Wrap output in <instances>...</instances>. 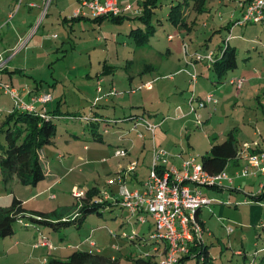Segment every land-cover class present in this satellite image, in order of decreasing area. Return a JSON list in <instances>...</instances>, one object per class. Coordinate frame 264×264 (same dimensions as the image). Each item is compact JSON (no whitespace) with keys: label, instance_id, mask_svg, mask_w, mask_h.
I'll return each mask as SVG.
<instances>
[{"label":"rangeland","instance_id":"obj_1","mask_svg":"<svg viewBox=\"0 0 264 264\" xmlns=\"http://www.w3.org/2000/svg\"><path fill=\"white\" fill-rule=\"evenodd\" d=\"M134 1L124 0L123 3L136 5ZM224 1V6L217 7V1L212 0L211 3L214 5L213 10L209 9V11L200 16L202 21L204 20L208 23L207 27L204 25L199 26L200 23H197L196 29H199L201 26H204L206 29V32L204 30L199 31L200 34L203 32L202 39H208L213 36L214 30L211 31V28L218 26L222 22H228L230 10L238 7L240 3V0ZM55 2L56 0H54ZM218 9H221L225 13L224 17L217 19L216 10L218 11ZM128 22V20H125L123 23H117L107 20L100 25V28L97 24L94 25L90 21H81L80 26L77 23L74 24L75 27L71 31L67 25L60 26L59 24H54L52 31L58 33L60 36H50L49 42L51 41L50 45L53 44L55 48L51 49L48 58L43 56L39 51V55L36 57V62L38 63L36 70L33 68L32 73H22L26 79L31 81L32 88H35L39 84L45 93L52 95V97L55 95L56 100L61 102V111H58L65 117H68L56 120L58 134L55 138V143L45 146L44 151L47 148L53 149L57 147L65 154L64 160L66 157L78 156L79 153L86 155L87 152H77V150L84 151L82 148L84 144L91 145L90 147H92L96 141L90 136L82 138L81 135L70 139L69 133L75 130L79 132L85 126L80 119L73 117L72 114L81 109L84 104L91 103L94 106L97 103L96 101L102 100L105 94L109 95L106 97L114 103L125 100L126 105L130 108L132 106L146 107L147 110L151 111V113H148L152 114L147 117L154 124H158L165 116H169V119L163 121L164 123L157 125L154 139L156 147L169 156L171 163H177L176 157L183 153H187V157L194 156L196 161H201L202 155L210 147L211 140L208 137L211 135L220 140L224 137V133L233 127L237 128V133L242 138L241 143L243 144L246 141L248 143L251 142V140H248L251 136L247 132L249 131V127L254 129L252 125L259 124L260 129L262 128L264 131L263 116L255 102V96L258 94H253L251 90L244 91L245 93L242 97L250 99L251 102L245 103L241 100V105L237 107L232 104L234 99L221 103L216 106V109H219L215 111L213 118L209 122H206V112L212 110L210 109L211 106L209 109L200 110L203 116V118H200V123L205 122L204 124H200L197 114L193 115L191 113L189 100L184 101L183 97L187 95V92L190 95V90H193L192 76L194 66L186 60L180 38H175L171 42L168 41V34L173 33L171 25L167 22L160 26L157 25V28H159L156 30L154 36L151 37L150 42L143 46H137L133 37L129 35L132 27L128 26ZM235 32L238 36H264V27L249 23L238 27ZM183 36L186 38L185 42L188 43V51L192 50L193 46H200V49L206 47L202 45L205 43L204 41L197 42L195 38L191 39L190 35L186 33ZM226 36L227 32L225 29L217 32L215 37L213 36L214 39L211 46L214 47L217 43H226ZM58 42H60V45ZM169 46L173 49V53L169 58H166L164 55L167 54L166 51ZM242 53L239 52L240 57L243 55ZM31 58L33 59L32 55ZM257 65H263L264 67V59L258 60ZM146 66H150V69H145ZM98 74H100V79L97 81ZM199 77L202 78V81L205 80V77L200 75ZM201 78L199 84L197 81L198 92L201 90ZM106 79L108 83H111V80L114 79L115 83L106 84L102 82V80L106 81ZM146 79L152 81L153 86L151 88L145 86L146 83L150 82L146 81ZM230 81L226 80L225 84L230 83ZM208 82L203 86L204 89L206 86H210L211 80ZM184 92H186L185 95H183ZM222 92L223 90L216 92L220 99L223 98ZM0 95H2L1 91ZM175 105H177V108L170 111V106L173 108ZM258 109L260 114L257 112ZM118 115L121 114L119 113ZM179 116H183L182 119H178L181 118ZM124 123L117 124L116 126ZM247 123L248 125H245ZM103 124L105 125L106 123L103 122ZM129 125L131 124L129 123ZM116 126H111V132L107 134L109 142L112 144L115 143L114 129L122 128L120 126L117 128ZM242 129H246L245 135L242 133ZM144 130H142L143 135H145L144 138L136 140L140 146H144V144L146 146L143 152L139 154L138 159L137 157L133 159L134 157H130V155L118 156L113 151L114 146L106 143V145L97 146L81 162H77L74 156L75 162L70 166H76L71 168L68 174L64 175L67 169L65 168L59 174L62 177L61 180L54 183L50 189H47L45 186L34 189V186L24 185L16 180L5 184L4 178L0 173V192H14L15 195L17 193L22 197L29 198L33 194H38L40 190H43L38 195L33 196L31 200L35 201H32L27 206L51 211L54 208H58L61 204L71 203L73 205L74 198L69 188L73 185V182L76 186L71 188L72 192L77 186L91 187L98 183L97 185H101L100 188L103 187L99 192L100 194L105 191V188L116 186L117 182L112 185H106L110 179H116L122 171L116 172V170H113L115 168L114 164L124 163L129 158L133 159L131 162L137 163L136 169L142 174L145 181L153 164V134L150 131ZM58 137L61 138L57 139ZM190 139L193 140L194 149L190 146ZM69 140L76 142L80 148L76 149L73 146H69L67 143ZM52 155L50 154L51 157ZM248 179L250 180L245 182ZM243 181L245 182L242 183L245 192L243 194H238L231 190L217 189V187H202L208 195L207 197L211 198L213 200L212 203H214L210 206V209L204 208V219L207 221L208 227L221 238L224 244V248L221 250L219 244L214 242L212 246L213 258L210 257L209 264H250L253 259L252 256H249L250 258L245 260L244 256L237 254L235 250H243L245 248L244 251L249 252L253 250V241L259 239L257 237L261 236V239L264 241V227L261 226L257 231L254 229L258 215L252 214L254 209L257 212L259 210L261 212L262 206L264 210V199L257 202L254 199L255 195H252V193H257L260 189V184L264 182V176L255 179L253 175L244 176ZM133 184L132 181L127 182V186L131 189L134 186ZM208 190L210 191L208 192ZM52 194H54L53 198H51ZM74 197L78 196L74 195ZM102 209L103 207H100L101 211ZM77 210V206L76 208L73 207L70 213ZM124 210L119 206H115L114 208L105 209L103 215L93 212L86 218L80 229L69 226L58 230L57 233L62 235L63 240L67 239V241H73L76 244H79L83 238L85 239L91 235L90 238L88 237L89 240H95L97 246L91 247L86 243L81 245L83 248H92L93 250L100 248L102 252L112 253L117 257L120 256L125 262L128 261L126 262L128 264H130L129 258L132 260L145 256L150 250V253L155 255L156 252L153 251L152 247H148L147 249L144 247L147 246L146 242L150 243L149 235L151 232L148 231L144 232L145 234H141L142 229H147L145 225L150 221L153 222L152 216L148 215L149 221L141 224L135 218L134 220L128 219V221L127 217L120 216L119 218V215H122ZM212 210H214L213 213ZM59 211L62 210L60 209ZM41 227L45 231L52 230L48 225L25 227L17 222L13 234L0 237V264H26V260L21 258L19 252L17 253L21 249V246H17L16 241H21L22 238L20 237L24 236L26 231ZM230 227L233 229L237 228L236 232L231 236L227 232ZM239 228L241 232H245L248 235L245 244L237 241V231ZM110 230H113L115 235H111ZM124 232L126 235L122 236ZM135 233L138 235L137 238L131 240ZM259 233L262 234L259 235ZM141 236H144V238H141ZM231 237H233V246L227 244L228 239ZM40 247L50 250L54 245L52 243L41 244ZM29 248L31 249V247ZM69 251L71 249L60 250L58 252L59 257H65ZM181 264H195V259H185Z\"/></svg>","mask_w":264,"mask_h":264},{"label":"crops","instance_id":"obj_2","mask_svg":"<svg viewBox=\"0 0 264 264\" xmlns=\"http://www.w3.org/2000/svg\"><path fill=\"white\" fill-rule=\"evenodd\" d=\"M134 1V0H133ZM182 0H164V1H159V6L155 9V24L160 26L163 25L165 22H167L169 25H171L172 29H173V33H169L167 36L168 41H173L175 38H180L182 44L184 45L186 38L183 36L185 33L190 35V38L193 39L195 38L197 42H205L204 46H206L204 49H200V46H193L192 50H190L191 52H201V53H205L207 49H214L216 52H218V49L220 48V46L222 45L221 43H217L214 47L211 46V43L215 37V35L212 36V38L208 41V39L210 38H206V39H202V33L200 34V30H204V32H206V29L204 26L207 27V24L204 20L202 21V19L200 18V15L196 14L193 9H192V3L188 6L185 7V16H186V21L188 22L190 27L189 31H186L185 29H181L178 28L177 26H173L169 20H168V14L170 11V8L172 5H175L179 2H181ZM212 0H209V4L208 6V11L209 9L213 10V4L211 3ZM217 1V7L218 6H224V0H216ZM119 2L121 4H124V0H119ZM136 6H139V0H135L134 1ZM246 3L247 0H240V3L238 4V7H235L233 9L230 10V15H229V19L228 22H222L221 24H219L216 27L211 28V31H217L219 30H226L227 32V36H232L231 39L229 40V44L236 46L237 51H238V65L237 68L229 71L224 79H223V83L219 82L218 84H215V80H216V75L214 73L213 67H211L210 65H207L205 62H197L195 61V67L194 69H196L199 73L200 76L205 77V80L202 81V78L199 77V80L201 78V84H200V92H198V84H199V80H198V84H197V96L198 97H204L207 93L212 92L217 98H218V103L217 104H208L206 107L200 109L201 111L203 109H212L209 110L208 112H206V122H209L213 116L215 111H218L219 108L216 109V106L221 104V103H225V102H229V100L234 99V101L232 102V104L237 107L239 105H241V100H243L245 103L251 102L250 99H246V98H242L243 94L245 93L244 91L246 90H251L253 91V94H258L255 96V102L256 105L260 108V112L263 116V120H264V67L263 65H257L258 60L260 59H264V36H253V37H246V36H238L236 35L235 30L240 27V26H244L241 24H235V21L237 19H240V17L243 15L244 10L246 8ZM35 4V5H33ZM212 4V5H211ZM51 6V7H50ZM81 6V0H56V2L54 3V0H0V78L3 81L6 82H10L17 90L20 96H22V98H24L26 101H31L33 96L38 95V94H42L45 93L42 90V86L39 84L35 87L32 88V84L31 81L29 79H26L25 76H23L22 73L24 74H28V73H32L33 68H35L36 70V66H37V62H36V57L37 55H39V51L43 56H46V58L49 57L50 55V51L51 49L55 48V46L50 45L52 42H49V37L50 36H60L58 35V33L53 32V26L54 24H59L60 26H65L67 25L69 27V30H73L74 29V24L77 23L78 26H80V22L81 21H90L92 22L94 25L97 24V26H99L101 28V24H103V22L107 21L104 20L102 22H97L94 19L96 17L92 16V13L90 11L89 8H86L84 10V13H79V9ZM142 12H136V11H128L125 12L124 14H128L131 16H136L137 14H141ZM216 17L217 19L220 17H224V11H222L221 9H218V11L216 10ZM128 26L132 27L134 24L140 25V23L138 21H134V20H128ZM204 22V23H201ZM219 22V20H218ZM197 23H200V25H204L199 27V29H196V26L198 25ZM166 25V24H165ZM260 25V24H257ZM227 26H230L228 28H226ZM263 26V25H262ZM264 27V26H263ZM159 28V27H158ZM157 28V29H158ZM213 31V32H214ZM199 32V34H198ZM178 35V36H175ZM226 36V37H227ZM206 37V36H205ZM225 40V39H224ZM233 42V43H232ZM60 45V42H58ZM181 44V46H182ZM199 45H201V43H199ZM168 53L166 55H164V57L169 58L171 56V54L173 53V49L169 46L167 48ZM184 52V50H183ZM190 52V53H191ZM239 52H243L242 56H239ZM31 55L33 56V59L31 58ZM185 55V53H184ZM44 64V61H43ZM148 65V64H147ZM198 66V67H197ZM150 69V66H146L145 69ZM24 77V78H23ZM235 77H242L245 79L244 85L241 89H238L237 86L233 83L228 82L227 84H225L226 80H232ZM98 79H100V74H98L97 76V81ZM211 80V83L209 84L210 86L204 89L203 86L206 83H209L208 81ZM146 81H151L150 79H146ZM145 81V82H146ZM106 84H113L115 83V80L112 79L111 83H108L107 79L106 81H103ZM98 83V82H97ZM222 84V85H221ZM154 89V88H152ZM222 96L223 98L220 99V97L216 94V92H220L222 91ZM1 91V90H0ZM2 95H0V116L2 115H6L8 114L12 109H13V101L11 99V97L5 93H3L1 91ZM191 93L192 90H190V95L189 92H187L186 96L184 97V101H188L189 97H191ZM186 92H184L183 95H185ZM109 96L107 94H105L102 97V100H98L97 103L93 106V104L91 105V103H87L86 105L84 104L82 106L81 109H78V111H76V113H78L81 116L83 115H90L92 116L93 113H95V115L97 117H99V122L100 125L99 127V132H102V136L105 140V143H100V142H94L95 145H93L92 147H90L91 145L88 144H84V146L82 147L84 151H78L77 152H87L86 155H89L95 148H97V146L99 145H106V143L110 146H114L113 151L115 152L116 149L118 147H124L128 150V156L130 155V157H134L133 159H135L141 152H143V150L146 148L145 144L144 146H140L136 140L140 139V138H144L145 135H143L142 137L138 135V132L133 130V122L136 119V115L134 116V114L139 115H144V116H148V115H152L149 114L151 113L150 110H147L146 107L141 106H132L131 108L128 107L125 103V100L119 102V103H114L111 100L108 99ZM105 97V98H104ZM104 98V99H103ZM111 98V97H109ZM254 100V99H252ZM121 103V104H120ZM91 106V107H90ZM93 106V107H92ZM43 107H45L47 109V111H55V110H60L61 111V102L56 100V96L54 95L52 100L50 102H48L47 104L44 103H37V108L38 110H41ZM177 108V105H175V107H171L170 106V111H172V109ZM199 110V113H200ZM149 112V113H148ZM259 114V109L257 111ZM121 114L118 115L117 114ZM195 113H193L194 115ZM201 117L202 116V113ZM133 115V116H132ZM63 116V115H62ZM114 116V117H113ZM131 116V117H129ZM79 116L76 117L78 119H80L81 121H83ZM97 117H93L94 119H97ZM181 117V116H179ZM183 117V116H182ZM178 118V119H182ZM194 117V116H193ZM62 118H68V117H59V119ZM148 118V117H147ZM169 119V116H165L159 123L158 125H161L162 123H164L163 121ZM177 119V118H176ZM58 120V119H57ZM112 120V121H110ZM150 121V120H149ZM103 122H105L106 124L104 125ZM124 122H129L131 125H129V123H124ZM120 123H124L121 125H118L122 128H118V126H116L117 124ZM205 123V122H204ZM203 123V124H204ZM85 124V123H83ZM115 125L118 129H114L115 130V143H110L109 142V138L107 137V134H109L110 131V127ZM245 125H248L245 124ZM254 129H251L249 126V131L247 132V134H250L251 137H249L251 140L250 143H248V141L245 142V144L241 143L242 138L239 137L238 135V140H239V152L236 158L232 159L229 161L227 167L225 168L224 172L227 173L230 177L231 180L229 179H225L221 184L217 185V186H208V187H217V189H222L225 191L231 190V191H235L238 194H243L244 192V188L242 183H245L247 181H249L250 179L246 180L245 182L244 180V176L243 175H237V172H240L242 170V168L246 165L247 161H246V155L251 154V153H256L258 152L264 144V131L261 128L259 124H255L252 125ZM234 128V127H233ZM233 128H231L230 130H232ZM139 129L144 130V131H149L147 130L145 127L140 126ZM259 129V130H258ZM228 130L226 133H224V137H222L220 140L218 141H223L226 138L227 133L230 131ZM252 131V132H251ZM242 133L245 135L246 134V129L243 130L242 129ZM70 134V139L72 138H77L79 137V135L82 136V138L84 137H88L90 135L89 129L84 126V129L77 132L76 130ZM144 134V133H143ZM259 136V137H258ZM139 137V138H138ZM211 135L208 137L209 140H211ZM61 137H58L57 139H60ZM135 144H134V143ZM55 143V139L54 142ZM69 146H73L74 148L78 149L80 148L79 145L76 142H72L71 140H69L68 142ZM190 146L194 149L195 146L193 145V140L190 139ZM247 146H249L247 148ZM100 147V146H99ZM55 148H47L46 151H44V148L41 152V158L43 159V162L45 164V170H46V177L43 181H41L38 185H36L34 187V189H36L37 187H46L47 189H50L51 186L54 185V183H56L57 181L61 180V176L59 175L61 172H63V170L65 168L66 171L64 173L68 174V172L71 170V168H74L76 165H72L75 162L74 156L76 158L77 162H81L84 160V157L86 155H84V153H79L78 156L74 155L73 157H66L65 160L63 159L65 154L62 152V150L60 149H56ZM211 148V141H210V147H208L207 151ZM191 150V149H189ZM206 151V152H207ZM50 154H53L52 157L50 156ZM69 154V153H66ZM187 153H183L180 154L179 156L176 157L177 163H171L170 160H168V164H178L181 165L182 161L184 159H189V158H194L196 160V158L194 156H186ZM205 154V153H204ZM55 156V157H54ZM67 156V155H66ZM49 158V159H47ZM104 158V157H103ZM102 159V158H101ZM132 158H129L128 160H126L124 163H117L114 164V169L116 170V172L118 171H124L125 168L128 166V164L133 160ZM136 159V160H137ZM201 162V161H200ZM80 164V163H79ZM78 167V166H77ZM124 169V170H123ZM112 170V171H113ZM63 176V175H62ZM262 174H258L257 176L253 175L254 179L255 178H262ZM144 177L142 176V174L137 171L128 174L127 175V182L132 181L134 184V186H132V188H143L144 186ZM18 181L19 180L14 176L10 181ZM53 182V183H52ZM9 183V182H8ZM7 183V184H8ZM47 183V184H46ZM98 183H96L93 186H96L99 191L102 188L101 185H97ZM71 185V184H70ZM105 185V182H104ZM107 185V184H106ZM264 182L260 184V189L257 191V193H252V195H255L254 199H256L257 202H259L261 199H264V188H263ZM76 186V184L71 185L70 188V193L73 196L72 193V187ZM91 186V187H93ZM91 187H79L77 186V188L81 189V190H88ZM203 186L198 185V184H193L192 188L194 191H200L202 192L204 195L208 196L205 191L202 189ZM111 190H114L116 195L118 194V185L116 186H112ZM43 190H40L39 192H42ZM210 190H208L209 192ZM38 192V194H39ZM112 193V195L107 196L109 200H112L114 197H116L114 194ZM37 193L33 194L32 196H30L29 198L27 197H22L21 195H18L14 192H9V193H1L0 192V206H9L12 202V197L16 196L17 198L21 199L24 206H27L29 203H31L32 201L35 200H31L33 196H35ZM37 194V195H38ZM53 195H51V198H53ZM75 198L73 200V205L70 204H61L58 206V208H64L65 213L66 214H75L76 211H74L73 213H70L72 208L74 206L75 203ZM252 202V201H251ZM214 203L208 205V206H204L202 207L199 212V219L201 221V223L203 224L204 227V234H203V238H202V242L203 244H205V246H208L209 249V254L210 256L213 258L212 256V246L214 245V242H217L220 246V249L222 250L224 248V244L221 241V238L218 237L214 231H212L207 224V221L204 219V208L206 209H210V206H212ZM264 205V204H263ZM115 207V206H113ZM112 207V208H113ZM29 209H34V210H39V211H49V210H41L39 208L36 207H28ZM56 209V208H54ZM52 209V210H54ZM124 209V208H123ZM51 210V211H52ZM125 211V213H124ZM122 212V215H119L121 217H127V221L128 219H133L130 214L127 212V210H124ZM214 212V210H212V213ZM126 214V216H125ZM253 215H258L256 223L254 229L257 231V229L261 228V226L264 227V210H263V206L261 208V212L260 210L257 212L255 209L254 211H252ZM71 215V216H72ZM222 221V220H221ZM223 224H225L224 221H222ZM258 225V226H257ZM145 226H147V229L141 230V234H145L144 232H148V231H152L154 229V224L153 222H148V224H146ZM39 227V226H37ZM227 229V228H226ZM237 228H234L233 232H228V235L231 236L234 232H236ZM110 234L111 232H114L113 230L109 231ZM257 233V232H256ZM43 234L45 236L48 237V239L51 240V242L53 243L54 247L49 250L48 248L45 247H35L34 244H36L38 242V239L40 238V235ZM115 235V233H113ZM111 234V235H113ZM258 234V233H257ZM262 234V233H261ZM259 233V235H261ZM61 234H58L57 232L50 230V231H45L43 230V228H37V229H33V230H28L26 231V233H24V236L20 237L22 238L21 241H16V245L17 246H21V249H19V251H17V253H20L21 258L26 260V264H44L47 260V258L53 254H58V252L60 250H64V249H71V251H69L68 253H66V255H69L72 250L74 248H76L75 246L79 245L76 243H73V241H67V239L63 240L61 238ZM91 235H89L88 237L90 238ZM248 235H246L245 232H241L240 228L237 231V241L245 244V242L247 241ZM88 237H86L85 239L83 238L82 241H80V243L84 242V240H86ZM259 239H255L253 241V250L252 251H244L245 248L243 250L241 249H237L235 250V252L237 254H241L244 256L245 260H248L250 257L252 256V262L250 264H264V241L261 239L260 237H257ZM25 242V243H22ZM95 242V240H94ZM96 243V242H95ZM152 243V242H150ZM150 243H146L147 246H144L146 249L148 247H152L150 245ZM227 244L229 246H233V237H231L230 239H228ZM97 246V244H96ZM31 247V249L29 248ZM52 251V252H51ZM95 252H102V249L97 248L96 250H94ZM148 251V250H147ZM151 251V250H150ZM148 251V252H150ZM222 252V251H221ZM103 255L105 256H112V258L117 257L116 255L112 254V253H105L102 252ZM65 255V256H66ZM122 256V255H121ZM188 258H194V256L190 255L189 257H186V259ZM195 259V264L196 263V258ZM216 259V258H215ZM184 257L183 260L180 262V264L184 261ZM121 262L125 263L124 259L121 258L120 260ZM128 262V261H126ZM128 264V263H126Z\"/></svg>","mask_w":264,"mask_h":264},{"label":"trees","instance_id":"obj_3","mask_svg":"<svg viewBox=\"0 0 264 264\" xmlns=\"http://www.w3.org/2000/svg\"><path fill=\"white\" fill-rule=\"evenodd\" d=\"M159 1L160 0H143L141 2L142 13L137 14L136 16L128 14L113 16L109 14L96 17L94 20L97 22L112 20L117 23H123L125 20L138 21L140 25L134 24L133 26L135 27L132 26L129 35L133 37L137 46H143L148 44L151 37L156 33L157 25L155 24L154 19L155 9L159 6ZM208 2L209 0H182L171 6L168 20L173 26L189 31L191 26H189L186 21V16L184 15L186 10L185 7H188L192 3L193 11L200 15L208 11ZM243 16L244 13L240 19L235 21V24H249V22L241 23ZM228 27L230 26H227L226 28ZM219 31L221 32L222 30L218 29L217 31H214L213 35ZM231 37L232 36L225 37L226 43L220 46L218 52L214 49H207L205 53L188 51L189 55L191 57L193 56V58L195 57V53L206 54L213 51L215 58L212 63H209L208 60L196 61L205 62L207 65L213 67L216 75L215 84L222 82L229 71L237 68L238 51L236 46L229 44ZM211 38L212 36L208 41ZM166 52L168 53V50ZM62 115L63 114L57 110L52 112L47 111L46 115H41L38 112L13 109L8 114L0 116V173L4 178L5 184H7L14 176L20 183L34 187L45 179L46 170L43 159L41 158V152L45 146L52 144L57 137L58 129L56 120L59 119V117H65ZM72 115L73 117H80L78 113ZM135 115L138 116L137 114H134V116ZM92 116L97 117L95 113H93ZM99 120V117H97V119L82 122L85 123L84 125L89 129L93 140L105 143L102 132H99L98 126L101 123ZM237 134V128H233L227 133L226 138L223 141H218L216 137H211V148L201 157V163L205 170L212 174L223 172L229 161L237 157L239 152V140ZM119 148L124 147H118L117 149ZM108 191L110 195H112L111 192L115 193L111 188ZM99 192V189L96 186H93L86 190L84 196L81 198L74 197L76 200L74 206L75 208L76 206L78 207V210L74 215L66 214L64 208H56L48 212L29 209L27 206H24L21 199L14 196L9 206H0V237H6L13 234L17 222L25 227L48 225L55 232L69 226H74L80 229L91 213L97 212L99 215H103L105 209L112 208L113 206L124 208L131 216L129 210L123 205L117 203L115 197L112 200H109L108 197H105L103 193L99 194ZM114 195L118 198L116 193ZM99 199L102 200L100 201ZM100 207H103L102 211L100 210ZM60 209L62 211H59ZM200 209H198L196 214L199 222H201L198 215ZM41 237H45L50 243H52L47 236L41 234L40 238ZM141 238H144V236H141ZM86 243L91 247L96 246L91 245V240L87 238L84 242L75 246L76 248H74L69 255L59 257V254H53L47 258L44 264H126V262L123 263L120 261V256L112 258V256L103 255L102 252H95L92 248H83L81 245ZM191 253L192 254L190 255L196 258L197 264L210 263L211 256L209 254L208 246H205V244L200 242L199 246L194 247ZM190 255L184 256V259ZM129 260L130 264H157L155 256H141L132 260L129 258ZM182 260L183 257L180 262Z\"/></svg>","mask_w":264,"mask_h":264},{"label":"built area","instance_id":"obj_4","mask_svg":"<svg viewBox=\"0 0 264 264\" xmlns=\"http://www.w3.org/2000/svg\"><path fill=\"white\" fill-rule=\"evenodd\" d=\"M142 1L139 0L140 6L135 7L134 4H121L119 0H81L78 12L84 13V10L89 8L93 17L109 14L121 15L128 11L142 12ZM246 22L264 25V0H248L241 23ZM183 50L186 60L194 67L196 60H208L209 63H212L215 58L213 51H211L206 54L195 53L194 59L188 53L187 43H184ZM198 77V71L194 69L193 90L189 98V105L191 113L197 114L200 123L201 114L199 110L208 104H217L218 98L212 92L207 93L204 97L197 96ZM244 82L245 79L242 77H235L231 80V83L235 84L238 89L243 87ZM145 86L151 88L153 86L152 81L146 83ZM0 90L11 97L13 109L38 112L41 115H46L47 109L43 107L38 110L37 103L47 104L53 98L48 93H42L31 97V101H26L10 82L3 81L1 78ZM80 118L83 121L94 119L90 115H83ZM157 125L150 122L144 115L137 116L133 122L132 129L137 131L139 136H143V132L139 129L140 126L145 127L153 134V164L148 178L144 181L143 188L131 189L127 186V175L136 170V162H130L127 168L121 171L116 179H110L107 185L117 182L118 198L115 197L117 203L126 207L131 216L139 223H147L149 221L148 215L152 216L154 229L151 231L149 239L156 254L152 255V253L147 252L145 256H155L157 264H179L182 257L192 254V249L198 247L199 243L202 242L204 228L196 216L198 209L213 202L202 192L194 191L192 185L217 186L225 179L231 180V177L224 171L217 174L208 172L200 161H196L192 157L184 159L181 165L168 164L169 156L155 145L154 135ZM115 154L125 156L128 154V150L119 148ZM246 161L247 163L242 170L237 172L238 176L264 175V144L258 152L246 155ZM109 189L108 187L105 188L103 192L105 197L110 196ZM73 194L78 196L76 198H81L85 191L76 187ZM228 230L229 232L234 231L232 227ZM113 233L111 232V234ZM123 235L126 233H122ZM137 236L135 233L132 239L137 238ZM49 243L45 237H41L34 246L40 247L41 244ZM91 245L95 246L96 243L91 240Z\"/></svg>","mask_w":264,"mask_h":264},{"label":"clouds","instance_id":"obj_5","mask_svg":"<svg viewBox=\"0 0 264 264\" xmlns=\"http://www.w3.org/2000/svg\"><path fill=\"white\" fill-rule=\"evenodd\" d=\"M12 110H13V109H12ZM12 110H11V111H12ZM202 124H203V123H202Z\"/></svg>","mask_w":264,"mask_h":264}]
</instances>
